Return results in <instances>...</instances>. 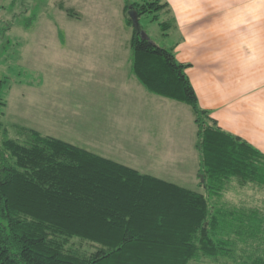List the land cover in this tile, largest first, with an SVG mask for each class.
Segmentation results:
<instances>
[{
	"label": "trees",
	"instance_id": "trees-1",
	"mask_svg": "<svg viewBox=\"0 0 264 264\" xmlns=\"http://www.w3.org/2000/svg\"><path fill=\"white\" fill-rule=\"evenodd\" d=\"M168 7L125 2L131 70L145 88L188 104L197 127L199 185L184 187L60 138L17 126L0 139V264H264V153L203 109L174 49L140 24ZM69 15L73 11L65 9ZM133 10L134 16L129 13ZM173 22H160L166 31ZM259 201H226L231 188ZM242 191V189H241ZM73 238L95 244L85 253Z\"/></svg>",
	"mask_w": 264,
	"mask_h": 264
},
{
	"label": "crops",
	"instance_id": "crops-1",
	"mask_svg": "<svg viewBox=\"0 0 264 264\" xmlns=\"http://www.w3.org/2000/svg\"><path fill=\"white\" fill-rule=\"evenodd\" d=\"M160 1L168 4L161 13L173 22L168 29L176 34L174 53L190 64L186 73L200 106L223 130L264 153V0ZM106 56L110 59L99 58L84 69L95 77V98L76 113L79 136L68 137L142 173L170 176L164 170L176 150L182 153L187 142L195 146L191 107L148 91L131 70V56ZM170 136L182 151L168 144ZM181 159L174 161H186ZM198 167L199 155L193 176Z\"/></svg>",
	"mask_w": 264,
	"mask_h": 264
},
{
	"label": "rangeland",
	"instance_id": "rangeland-1",
	"mask_svg": "<svg viewBox=\"0 0 264 264\" xmlns=\"http://www.w3.org/2000/svg\"><path fill=\"white\" fill-rule=\"evenodd\" d=\"M126 1L142 0H0V139L3 129L8 136L19 137L16 127L25 126L78 142L68 135L79 136V129L74 128L79 124L80 109L95 98L96 89L95 77L84 69L99 58L110 59L107 54L119 60L131 56L132 28L125 19ZM158 16L152 20L151 13L143 14L140 24L155 44L172 48L176 34L173 29L162 30L160 22L167 18L161 12ZM87 107L95 114L94 105ZM175 141L172 136L167 139L170 146L178 148ZM176 152L178 156L164 170L170 176L162 178L204 192L198 174H192L198 164L196 147L187 142L182 153ZM241 189L231 187L223 199H261L256 188ZM70 245L85 253L96 248L79 238H73ZM200 264L224 262L205 258Z\"/></svg>",
	"mask_w": 264,
	"mask_h": 264
},
{
	"label": "water",
	"instance_id": "water-1",
	"mask_svg": "<svg viewBox=\"0 0 264 264\" xmlns=\"http://www.w3.org/2000/svg\"><path fill=\"white\" fill-rule=\"evenodd\" d=\"M130 14L134 16V12H133V10H130ZM200 178L203 180V177H202V175H201V177H200Z\"/></svg>",
	"mask_w": 264,
	"mask_h": 264
}]
</instances>
